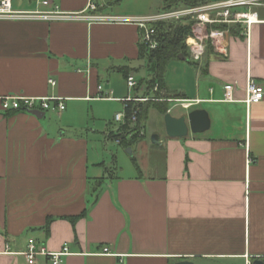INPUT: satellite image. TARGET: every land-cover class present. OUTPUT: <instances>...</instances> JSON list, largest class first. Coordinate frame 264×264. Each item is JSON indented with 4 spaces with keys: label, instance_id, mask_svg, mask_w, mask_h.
<instances>
[{
    "label": "crops",
    "instance_id": "crops-1",
    "mask_svg": "<svg viewBox=\"0 0 264 264\" xmlns=\"http://www.w3.org/2000/svg\"><path fill=\"white\" fill-rule=\"evenodd\" d=\"M52 1L38 10L135 17L162 8L161 2L142 13L115 12L107 0L92 12L89 0ZM251 10L258 21L247 35L241 25L226 35L227 55L209 48L201 63L176 58L167 66L162 92L170 97L161 100L177 107L168 111L180 117L205 109L210 127L181 138L156 131L158 144L146 133L131 145L146 155L144 174L124 176L90 174L103 162L92 152L97 129L89 122L110 121V137L125 99L149 96L152 73L140 57L139 26L85 17L0 18V97L55 96L66 103L62 113L38 117L4 111L0 101V264H29L6 249L24 250L32 240L51 251L68 243L73 253L60 264L264 259V97L250 106L244 101L249 79L264 89V3ZM125 69L136 87L128 86ZM226 83H236L234 101L223 100ZM155 111L165 126V113L149 110Z\"/></svg>",
    "mask_w": 264,
    "mask_h": 264
},
{
    "label": "built area",
    "instance_id": "built-area-1",
    "mask_svg": "<svg viewBox=\"0 0 264 264\" xmlns=\"http://www.w3.org/2000/svg\"><path fill=\"white\" fill-rule=\"evenodd\" d=\"M14 0H0V18H35L43 17L52 18H88L97 21L110 22H131L139 26L140 41L148 48L154 49L158 46L156 30L154 24L164 20H190L192 24V32L185 40L188 47L190 58L199 63L203 62L209 48H213L224 55L228 54L225 46V37L231 32V28L236 25L243 26L244 33H250L251 24L258 21L257 13L251 10L254 5L264 3V0H208L207 2L184 6L180 8L159 11L154 14L145 16H124V15H105V14H85V11L69 13L59 10H38V9H17L13 5ZM107 0H89L88 10L95 12L102 2ZM40 5H52V0H36ZM49 83L56 84V80L49 79ZM127 84L130 88L138 85L135 76L130 74L127 76ZM103 85H98V91L105 93ZM236 83H226L224 85V101H234V91ZM158 90V86L154 87V91ZM246 99L244 100L248 106L258 103L264 97V89L254 80L249 79L246 86ZM101 96V95H100ZM147 100L146 97H128L125 107L129 106L128 101ZM150 99V98H149ZM161 100L162 98H153ZM1 107L4 111H26L39 110L47 112L62 113L66 109L65 99L62 97L46 96V97H30L17 94H10L0 97ZM189 105V104H186ZM138 109H134L128 117V121L134 125L138 120ZM116 121L125 124L127 122L126 110L119 112L115 116ZM142 132L137 130L136 132ZM131 135V134H130ZM117 143H121V139H116ZM12 254H21L25 257L29 264H39L41 259L53 264H60L64 259L72 254V250L68 243L58 251H51L44 244H39L36 240L29 242L27 247L21 251H9ZM102 253L112 254L108 247H104ZM248 264H252L248 262Z\"/></svg>",
    "mask_w": 264,
    "mask_h": 264
},
{
    "label": "rangeland",
    "instance_id": "rangeland-1",
    "mask_svg": "<svg viewBox=\"0 0 264 264\" xmlns=\"http://www.w3.org/2000/svg\"><path fill=\"white\" fill-rule=\"evenodd\" d=\"M111 1V0H110ZM29 0H14L13 5L17 9H38L39 4L36 2V0H33V3L31 6H28ZM163 0H112L111 7L114 8L115 12H129V13H142L146 10H154L158 8V5ZM178 61V60H177ZM148 63V62H147ZM145 66V71L147 73L153 71V66L149 64L142 63ZM174 64L170 66L169 74L170 77H175V68ZM149 69V72H148ZM166 79V77H165ZM172 80L174 78H171ZM170 80V79H169ZM148 91L149 96H144L148 98L147 100H137L134 99L130 102H133V104L137 105V109L140 108L139 105L141 103H145L146 101L149 100L150 97H154L153 95L154 91L150 93ZM155 101H157L155 99ZM171 108H173L174 112L177 107H175V103L169 104ZM155 108V107H152ZM157 109V108H156ZM140 110V109H138ZM121 112H125V109ZM139 118V116H138ZM161 119V120H160ZM77 123L81 122L80 119L76 120ZM89 124L91 126H95L97 129L94 133L91 132L90 136V142H91V147H92V152L100 157V161L103 162L100 165V170L94 169L95 167L92 166L90 168V174L95 175L96 172L101 173L106 176H124V175H129V174H138L142 175L143 170L141 165H145L147 162L145 161L146 155H143L142 152L133 149L131 145H133V142L130 143V146H124L122 143H117L116 139L120 138L122 141L121 136L124 135L126 130H123L121 128L122 123H119L118 121H112V130L113 132L120 133L121 136H116L115 138L109 137V134L107 132V127L110 124V121H99L97 119H90ZM143 126H141V131L135 132L133 135H137L138 137L135 138L139 139L147 133V139H151L154 134H158V132L165 133L166 129L163 124V120L158 112H149L148 116L143 120ZM120 127V128H119ZM111 130V129H110ZM124 131V132H123ZM107 132V133H106ZM133 135H130V137H133ZM129 148H131L132 153L129 151ZM134 150V152H133ZM145 156V157H144ZM134 159L137 160L139 164V168H137L136 163ZM147 171V170H146ZM145 172V171H144ZM146 173V172H145Z\"/></svg>",
    "mask_w": 264,
    "mask_h": 264
},
{
    "label": "trees",
    "instance_id": "trees-1",
    "mask_svg": "<svg viewBox=\"0 0 264 264\" xmlns=\"http://www.w3.org/2000/svg\"><path fill=\"white\" fill-rule=\"evenodd\" d=\"M207 1L208 0H163L162 8L160 11L197 5ZM29 2H33V0H29ZM192 24L193 22L190 20L160 21L154 24L156 37L159 42L158 46L154 49H150L140 41V57L145 58L147 62L151 64V66H153L151 78L146 81L147 93L148 91H153L155 86H158V90L154 91L153 93V95H155V98L170 97L166 96V93L164 94V91L162 92V90L165 89V74L167 66L171 60L179 58V55L182 54L183 56L189 58L192 62L199 63L190 58L188 47L185 42L187 36L192 32ZM234 31H239L237 25L231 28V32ZM123 73L125 76H128L129 70L125 69ZM154 97H150L148 101L139 105V118L137 120V123L134 125H132L128 121V117L134 109H137V105L133 104V102H130L129 106L126 109L127 122L121 125V128L123 130H126L124 135L121 136L120 133L111 132L110 137L115 138L116 136H121V143L124 144V146H130V143L133 142L136 137H138L136 134H133L137 130L141 129V126H143V120L148 116L149 110L152 107L157 108L162 113H167L169 109L168 102L165 100L155 101L153 99ZM8 112L15 111L11 110ZM130 134L133 135V137L129 138ZM134 161L137 168H139L137 160L134 159ZM74 219L72 218V220Z\"/></svg>",
    "mask_w": 264,
    "mask_h": 264
},
{
    "label": "water",
    "instance_id": "water-1",
    "mask_svg": "<svg viewBox=\"0 0 264 264\" xmlns=\"http://www.w3.org/2000/svg\"><path fill=\"white\" fill-rule=\"evenodd\" d=\"M181 59H188L182 54L179 55ZM30 113L43 117L45 115L44 111L33 110ZM165 127L168 136L174 138L185 137L189 134L190 131L204 132L210 127V118L209 114L205 109H195L189 112L187 115H182L180 117L173 116L170 111L165 113ZM152 141L154 143H159V136L153 135ZM129 151L132 153L131 148ZM174 264H194V262L190 259H183L175 262ZM252 264H264V259L256 258L253 259Z\"/></svg>",
    "mask_w": 264,
    "mask_h": 264
}]
</instances>
